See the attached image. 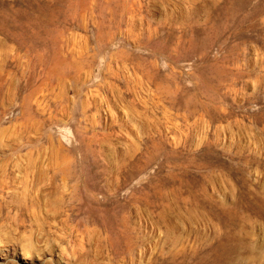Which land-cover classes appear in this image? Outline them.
Instances as JSON below:
<instances>
[{
    "label": "rangeland",
    "instance_id": "1",
    "mask_svg": "<svg viewBox=\"0 0 264 264\" xmlns=\"http://www.w3.org/2000/svg\"><path fill=\"white\" fill-rule=\"evenodd\" d=\"M0 264H264V0H0Z\"/></svg>",
    "mask_w": 264,
    "mask_h": 264
}]
</instances>
